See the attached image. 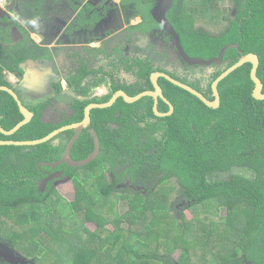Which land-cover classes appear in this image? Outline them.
<instances>
[{"label": "trees", "instance_id": "16d2710c", "mask_svg": "<svg viewBox=\"0 0 264 264\" xmlns=\"http://www.w3.org/2000/svg\"><path fill=\"white\" fill-rule=\"evenodd\" d=\"M234 2L233 17L225 12V0H173L167 12L191 56L216 57L227 44L239 43V48L226 52L221 64L209 66V74L203 76L206 66L182 61L180 76L156 66L148 54L121 55L119 61L138 77L135 84L126 86L115 80V71L107 72L102 77L110 81L109 92L92 96L85 90L83 99L75 100L76 113L70 119L46 123L41 119L42 105H37L31 122L12 135L0 131V140L43 138L60 126L81 121L88 104L107 102L119 89L133 96L154 89L151 74L156 70L213 100V81L243 53L252 52L259 56L257 74L264 86V0ZM149 16L144 14L148 31L161 27ZM202 19L213 26L214 34L197 27L196 21ZM135 28L141 32L142 24ZM127 48L123 45L121 50ZM0 60L2 85L7 84L3 71L12 63ZM111 60L112 65L119 62ZM11 67L14 70L15 64ZM251 69L252 63H246L219 83L218 108L160 77L165 97L175 106L171 115L157 116L150 96L133 103L121 97L111 107L93 109L92 123L73 145L72 157L86 158L96 138L100 152L81 167L52 165L74 130L39 145H0V230L13 225L28 230L11 232L13 242L1 234L0 238L26 252L35 264H264V100L253 96ZM81 77L73 76L74 83ZM169 109L160 98L159 110ZM23 118L14 97L0 90L1 125L10 130ZM57 171L62 173L56 178L68 176L73 181L72 202L60 196L54 180L40 188L42 180ZM173 190L186 208L197 212L194 218L181 212V218L170 215L165 220L176 205H168ZM89 222L96 230L87 227ZM24 241L29 242L27 249ZM177 248L181 253L174 260ZM2 259L0 264H13Z\"/></svg>", "mask_w": 264, "mask_h": 264}, {"label": "crops", "instance_id": "0c3cea01", "mask_svg": "<svg viewBox=\"0 0 264 264\" xmlns=\"http://www.w3.org/2000/svg\"><path fill=\"white\" fill-rule=\"evenodd\" d=\"M49 3V0H16L13 10L8 9L10 3L0 5V20L11 21L10 28L0 23V58L12 63L3 71L7 84L2 85L12 87L34 116L33 107L42 105L41 119L46 123H59L70 119L76 113L75 100L83 99L82 93L85 90H90L92 96H102L109 92L110 81H104L102 76H106L107 72L113 73V68L107 67L108 63L105 66L104 61L96 59L95 63L101 67L100 71L104 74L84 81L81 77L78 83H74L73 78H70L68 66L83 57L78 53L82 50H71L70 47L75 44V30L69 31L68 23L57 26L54 19L49 22L53 13ZM40 19L44 22L40 23ZM79 29L84 31L86 27ZM0 64L3 65L1 60ZM14 64L13 70L11 66ZM52 75L56 78L55 82L48 80ZM97 83L98 86H92ZM22 84H25V99L28 103L14 87L21 85L23 88ZM42 93L43 95L37 96ZM57 117L61 119H56ZM74 132L76 133L75 130Z\"/></svg>", "mask_w": 264, "mask_h": 264}, {"label": "flooded vegetation", "instance_id": "af4514ba", "mask_svg": "<svg viewBox=\"0 0 264 264\" xmlns=\"http://www.w3.org/2000/svg\"><path fill=\"white\" fill-rule=\"evenodd\" d=\"M49 1L51 2L50 7H52V11H53L52 17L54 19L53 20L54 23L57 26H62V24L66 25L68 23L69 24L68 30L69 31L75 30V44H73V46L70 47L71 50L72 49L82 50L81 52L78 53L83 55V57L80 60H77L73 64L68 66L69 72L71 73L70 78H73V76L77 74H82V80L84 81L87 78H91L93 76L96 77L97 75H102L103 71H100L101 67L95 63L96 59H100L101 61H104L105 66H107V63L108 65L110 64V67L113 68V72H114L115 69H114V65H112L111 63L112 62L111 58L112 59L115 58V61L116 59L119 61L121 55H124V57L136 56V53H138L139 51L142 52L143 49H145L146 45L150 44L149 42H151L153 45L156 46L155 43H159L161 45L162 44L167 45L172 43V40L174 41L172 35L168 33L162 26L161 27L154 26L150 30L149 34L142 33L140 32L139 29L135 28V26L141 24L144 21V14H146L147 17H150L149 15H151V17H154L153 11L155 8L154 4L157 2L156 0H49ZM116 13L122 15V17H120L119 22L114 21V17H112L115 16ZM100 16L101 18H104V19H100L102 20V22L99 21ZM88 18H91V20L92 18L94 19L92 24L96 22L97 29L92 31V29H94L92 27L89 28L88 30L81 31V29L79 28L82 27L87 28L90 26V22L85 20ZM1 21L2 20H0V23H2ZM83 21L87 22L86 26L83 25ZM43 22L44 20L40 19V23ZM135 39L136 40L139 39V41L137 40L138 45H136V42H134ZM142 39H146V41L142 43ZM76 42L79 43L77 44ZM123 45L128 46L130 48L129 51L128 48L124 49V51L121 50V48L123 49ZM172 45H174V42ZM152 48L154 49L153 46ZM108 53H110L111 58L108 56ZM77 56L79 57V55ZM180 64L182 67L183 66L182 59L180 60ZM116 65L119 66V70L121 69V71H123L122 69L124 68L126 72L134 74L132 71L129 72V70L127 69L128 67L123 60L117 62ZM157 66H161V65L157 64ZM193 66H198V65H193ZM119 72L120 71L117 70L115 71V74H119ZM189 73L191 74L193 72L190 71ZM181 74L179 75L181 76ZM193 74H195L194 77L196 76L202 77L200 73H193ZM135 76H136V80L133 83L130 81L126 82L122 80L120 77H117V75H115V80L121 82L126 86L127 85L132 86L138 80L137 75ZM67 131H70V129L59 133L57 137L63 136V134L66 133ZM57 179L58 178L56 177L51 179L54 180L53 184H55V181ZM44 180H42V182ZM51 180H49L46 183L45 187L42 190L46 189V186ZM0 259H2L1 255H0Z\"/></svg>", "mask_w": 264, "mask_h": 264}, {"label": "water", "instance_id": "95a60500", "mask_svg": "<svg viewBox=\"0 0 264 264\" xmlns=\"http://www.w3.org/2000/svg\"><path fill=\"white\" fill-rule=\"evenodd\" d=\"M172 4H173V0H158L157 5L155 6L153 12H154L155 19L174 38V45L173 46L177 49L178 55L182 59L183 62H185L189 65H199V66H210L212 64H221L224 60L226 52L230 48H233V47L239 48L240 47L239 43L227 44L226 46H224L220 50L218 56L211 57L208 59L198 57V56H191L185 50L184 46L182 45V40H181L180 34L178 33V31L176 30L174 25L170 22V20L167 17V12L171 8ZM15 5H16V0H10V4L8 5V9L13 10ZM246 63H252L251 78L255 83V87L253 90V96L256 99L264 100V91H263L264 86H263L261 79L259 78V76L257 74L258 68L260 65L259 56L256 53H252V52L248 53V54L243 53L241 58L236 63H234L229 68L224 70L213 81V83H212V90H213V95H214L213 100L206 97L204 95V93H202L201 91H199L195 87L191 86L190 84H188L186 82H182L181 80L174 78L173 76H171L170 74H168L166 72L155 71L151 74V81H152V84L154 86L153 90H145V91L140 92L139 94L133 96V95H129L125 90L120 89V90L116 91L113 94V96L110 98V100H108L107 102H102V103L93 102V103L88 104L84 110V112H85L84 118L79 122H74L72 124L64 125L60 128H57L43 138L33 139V140H0V145H18V146L39 145V144H42V143H45L47 141L52 140L53 138H55V136H57L59 133H61L63 131L73 129L76 131V134L72 137V139L70 140V142L66 146V149H65L63 155L61 156V158L52 165L57 166L61 163H67L68 165L74 166V167L84 166V165L90 163L91 161H93L98 156V154L100 152V140H99V138H96V144H95L94 150L84 159H81V160L74 159L72 157V148H73V145L75 144V142L77 141V139L79 138L81 132L85 128H88L91 125V123H92L91 112L93 109L111 107L121 97L124 99L125 102L133 103V102L140 100L143 97L151 96L154 99L153 110L157 116L164 117V116L171 115L175 110V106L170 100H168L165 97L163 88L159 83L160 77H164L167 80H169L170 82H172L173 84H175V85L191 92L192 94L196 95L207 106L212 107V108H218L221 104V95H220V91H219V83L222 80H224L227 76H229L232 72H234L236 69H238L239 67H241L242 65H244ZM0 90L7 91L8 93H10L14 97V99L18 103L20 111L22 112V114L24 116V118L10 130H6L0 123V131L5 135H12V134L16 133L21 127H23L24 125L31 122L34 115L28 109V107L25 106V104L23 103L19 94L12 87H9L6 85H0ZM160 98H163L169 104V108H170L169 111L161 112L159 110V99ZM61 173L62 172H56L54 174L49 175L40 184L41 189H43L45 187L46 183L49 180H51L55 177H58ZM5 248L7 249L6 245L3 246L2 249H0V253H1L0 255H2L5 259L11 261L13 264H19V262L16 258L11 257L12 251L6 250L7 252L8 251L10 252V254L8 255L4 251Z\"/></svg>", "mask_w": 264, "mask_h": 264}, {"label": "rangeland", "instance_id": "374dc122", "mask_svg": "<svg viewBox=\"0 0 264 264\" xmlns=\"http://www.w3.org/2000/svg\"><path fill=\"white\" fill-rule=\"evenodd\" d=\"M158 2V0H156ZM51 4V2L49 3V5ZM225 12L229 15V17H233L235 12H236V3L234 2V0H225ZM52 10V7L50 8ZM54 16V15H53ZM114 17V21H120V17H122L121 14H118L116 13L115 16H112ZM100 19H104V18H101V16L99 17V21L102 22V20ZM53 20V17H51V19L49 20V22H51ZM93 18L91 20V18H88L86 19V21H89L90 22V26L87 27L86 29H83V30H88L89 28H94L92 29V31H94L95 29H97V24L96 22L92 24L93 22ZM86 21H83V25L86 26ZM2 23L6 24L5 26H7V28H10L11 27V24H9L11 21L10 20H6V21H1ZM92 24V25H91ZM142 24V28H141V32L145 33V34H149L150 31H148V26L145 25L146 23L143 21ZM148 25H149V22H148ZM196 25L197 27H203L205 28V30L209 31L210 33L214 34L215 32L213 31V26L204 21L203 19L202 20H197L196 21ZM211 25V26H210ZM119 29V28H117ZM139 41V39H137ZM136 39L134 40V42H136V45H138V41ZM117 41V40H116ZM115 41V42H116ZM146 41V39H142V43H144ZM158 41V40H157ZM173 40H172V43L170 44H167V45H164V44H159V43H155V45H153L151 42H149L150 44H148L145 49H146V52L143 53V52H138L136 53V56H142L144 57L146 54L150 55L152 58H153V61H154V64L157 66V64L161 65L162 67L166 68L167 70H170L174 73H183L182 72V67H181V64H180V58L178 56V52L177 50L175 49V47L172 45L173 44ZM152 44V45H151ZM158 44V46H157ZM58 45V44H57ZM60 45V44H59ZM152 46L154 47V50H152ZM56 46L54 48V50H56ZM152 48V49H151ZM148 52V53H147ZM107 67H110V64L107 66ZM112 68V67H110ZM114 69L115 71H120L119 74H115L117 75V77H120L122 80L124 81H130V82H134L136 80V76L134 74H131V73H128L126 72V70L123 68L121 71V69L119 70V66L118 65H114ZM210 67L209 66H206L205 67V72L203 73H206V74H209L211 71H210ZM115 73V72H114ZM49 81H56V78L54 75L50 76V78L48 79ZM7 81V79H5V82ZM25 83V82H24ZM23 85V88H21V85L20 86H14L16 88V90L21 94L22 98L24 99V101H26L28 103V100L25 99V84H22ZM48 89H50L48 87ZM24 92V93H23ZM40 95H43L42 94H37V96H40ZM64 111V110H63ZM63 114H60V116H62ZM60 117H57L56 119H59ZM61 119V118H60ZM30 146V145H28ZM55 187L58 189L59 191V194L61 197L69 200L70 202H72V199H73V195H74V192H75V187H74V184H73V181L71 178L69 177H62V178H58L56 181H55ZM170 187V185H169ZM174 193L170 194L168 196V205L171 206V204L174 202L176 203V205L173 207H171V212L170 214L168 215L167 219L165 220H168L169 216L170 215H174L176 218H181V212L184 213V216L187 218V219H192L194 218V215L195 213L197 212H193L191 209H188L184 206L183 202L179 201V196L178 194L176 193L177 190H173ZM178 201V202H177ZM221 212L220 214L221 215H224L225 214V211H224V208H221L219 209ZM212 211H214L212 209ZM202 214V213H201ZM199 214V215H201ZM203 217L206 216V214H203L202 215ZM215 218V216H214ZM216 219H218V216H216ZM3 220V219H2ZM87 227L91 230V231H94L96 230V226L94 223H86ZM14 228L12 229H9L8 227H5V228H2L0 230V234L2 236H6L8 238V240L10 241H14V239H12V235L10 234L11 232H13L14 230H17L18 232H23L25 233L24 231H28V230H24L23 228H20L16 225H13ZM110 228H112L110 226ZM47 236V235H45ZM26 236H24L25 238ZM48 239V238H47ZM16 240V239H15ZM26 244H25V247L26 249L28 248V244L29 242L27 241H24ZM0 249L3 248V246L6 245L7 249L5 248V252L9 255L10 252L8 253L6 250H10L12 251V256L11 257H14L18 260L19 263L21 264H35V261L33 258L31 257H26L23 253L26 254V252H21V249H19L18 247H16L15 249H13V247L9 244V241H6L5 238H0ZM156 245H152V247H154ZM162 247V246H160ZM18 251H17V250ZM159 249V247H158ZM180 253H181V249L180 248H177L176 250H174L173 254H172V258L174 260H177L178 257L180 256ZM1 254V253H0ZM3 260V259H0V261Z\"/></svg>", "mask_w": 264, "mask_h": 264}, {"label": "built area", "instance_id": "2783aa9c", "mask_svg": "<svg viewBox=\"0 0 264 264\" xmlns=\"http://www.w3.org/2000/svg\"><path fill=\"white\" fill-rule=\"evenodd\" d=\"M9 3H10V0H0L1 6L8 5Z\"/></svg>", "mask_w": 264, "mask_h": 264}, {"label": "clouds", "instance_id": "9594fccd", "mask_svg": "<svg viewBox=\"0 0 264 264\" xmlns=\"http://www.w3.org/2000/svg\"><path fill=\"white\" fill-rule=\"evenodd\" d=\"M20 264V263H19Z\"/></svg>", "mask_w": 264, "mask_h": 264}]
</instances>
